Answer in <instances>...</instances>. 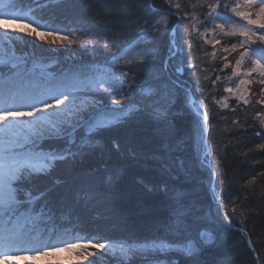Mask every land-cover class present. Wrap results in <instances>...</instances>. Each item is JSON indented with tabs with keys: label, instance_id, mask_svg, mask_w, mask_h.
<instances>
[{
	"label": "trees",
	"instance_id": "obj_1",
	"mask_svg": "<svg viewBox=\"0 0 264 264\" xmlns=\"http://www.w3.org/2000/svg\"><path fill=\"white\" fill-rule=\"evenodd\" d=\"M18 1L22 8L32 7L42 23L83 30L95 44L92 53L98 54L96 60L86 50L67 51L68 58L65 48L59 45L55 46L56 50L28 43L15 45L18 51L28 55L33 52L32 58L54 60L52 73L68 71L73 63L84 67L103 63L105 58L101 54L118 50L113 41L132 42L146 36L157 49L156 58L148 63L171 86L164 92L169 97L156 93L132 97L135 108L130 109L119 125L94 135L92 146L83 149L84 155L74 162L57 163L48 175L20 183V187L32 189L33 194L51 190L46 199L55 211L49 214L51 218L45 216L37 222L38 232L45 239L51 234L53 241L57 236L67 238L88 232L95 235L97 231L128 243L193 239L202 249L199 254L202 264H264V177H258L251 186L245 183L264 171V150L255 149L264 140L254 135L257 131L264 135L261 127L264 109L254 99L247 105L230 100L228 107L223 108L225 79L217 71L220 66L200 83L185 75L184 70L191 68L189 65L202 62L201 54L208 48L202 41H197L193 50L183 56L186 62L182 73L169 66L173 53L180 55V50L187 47V43L180 45L177 39L172 43L170 35L184 13L192 10V0H179L186 6L184 12L179 9L180 14L166 0ZM162 11L171 13L170 23L167 31L157 34L151 31V23ZM105 42L111 51L103 47ZM197 46L199 51L195 52ZM73 54L76 56L72 57ZM191 55L194 63L188 62ZM2 73L11 72L4 68ZM192 97L209 112V160L212 167L219 160L215 169L223 173L218 179L224 181V202L229 204V209L236 207L231 226L222 221L212 192L209 164L204 166L198 154L196 128L200 117L190 103ZM98 98L108 99L102 94ZM153 106H162V110ZM86 135L84 129L77 131V146ZM115 142L120 145L119 151L114 148ZM61 146L58 140L43 142L45 150ZM219 182L218 185L216 182L218 191ZM86 192H93L94 198L85 197ZM201 232L214 237L213 243L203 244ZM109 264L121 262L111 260ZM125 264L146 262L137 256ZM159 264H188V261L184 255L170 251L160 255Z\"/></svg>",
	"mask_w": 264,
	"mask_h": 264
},
{
	"label": "snow or ice",
	"instance_id": "obj_2",
	"mask_svg": "<svg viewBox=\"0 0 264 264\" xmlns=\"http://www.w3.org/2000/svg\"><path fill=\"white\" fill-rule=\"evenodd\" d=\"M170 6L175 9H181L179 2L173 3V0H166ZM22 7V5H21ZM208 12L204 20L199 23L204 24L209 21L213 22L214 27L206 28L205 32L211 31L215 35L225 37H240L238 44L230 45L232 52H238L237 59L233 67L234 76H248L257 73L264 78V0H243V3L229 4L228 0H214V3L207 4ZM5 9H17V0H0V38L5 41L12 39L10 33L20 32L27 35L38 37L42 41L49 40L52 44L60 43L72 45L77 41L71 39L73 33L66 29L53 28L51 25L39 21L31 20L26 14L22 15L20 9L15 12L4 11ZM224 12L225 15L220 13ZM171 13H165L159 19L151 23V31L162 34L168 30V16ZM187 16V13H184ZM5 17L12 18V22ZM236 18H239L238 20ZM195 20L196 18L193 17ZM19 20L21 23L16 24ZM223 21V22H221ZM147 24L148 22L145 21ZM32 24H36L33 27ZM188 25L184 28L187 31ZM193 30L196 25L193 24ZM40 29H45L41 31ZM67 32V34H63ZM148 35L147 32L144 33ZM203 37L204 33H200ZM81 45L92 43V41H79ZM116 48L112 52L111 59L119 61L121 54L131 46L128 40L116 43ZM138 43H146L141 40ZM206 43L215 45L219 44V40H206ZM104 48H109V44L105 42ZM170 51L171 48H170ZM225 52L229 49L225 48ZM149 55L147 49H143L137 59L144 61ZM175 55V53H173ZM215 52H213V56ZM256 56L258 59L253 60V67L240 72V67L245 57ZM15 57H9L7 53L0 56V73L4 68H8L14 76H21L19 65L12 63ZM226 59V58H225ZM126 64L133 61L125 60ZM195 67V65H189ZM229 65L226 63L225 67ZM16 70V71H13ZM177 72H182L183 68L178 67ZM129 73L122 72L120 78H127ZM207 79V77H205ZM220 77H217L219 80ZM264 84V79L259 81ZM7 83V82H5ZM100 90L105 93H113L120 91L119 88H113L111 85L105 86V83L96 82ZM213 84L216 80L212 81ZM251 80L241 79L237 84V89L242 85L251 84ZM75 86L65 84L64 82H50L44 88H27L13 89L4 87L0 89V264H11V261H18L23 264L26 260L37 261V264H45L42 258H48V264H96L98 255L111 253L113 256L117 254L121 258V264L130 261L132 258L139 256L146 264H159L161 254H166L173 249L185 256L188 264H202L199 254L202 251L197 246V240L188 239L185 242H168L166 239L159 241L152 240L144 244H134L124 241L116 242L113 239L103 235L100 231L96 234L88 232L86 235L79 234L60 238L51 239V234L45 239L36 229V224L43 217L49 216L55 211L47 201L48 192L40 191L36 195L32 189L20 187L22 181L31 182L33 178L48 175L55 168L57 163L75 161L78 156L84 155L83 149L92 146L94 135H98L105 129L117 126L124 117L128 115L123 111L127 97L121 95L119 99H111L108 105H103L100 101H96L92 105H85L76 102ZM226 92L232 93L239 101H243L245 105L249 101L241 92L234 91L228 87L224 89ZM264 91V89H262ZM227 97L224 98L225 103L222 107L227 108ZM264 104V100L259 101ZM219 103V101H217ZM115 107H112V106ZM203 107V111L201 108ZM195 111L200 117L198 128L201 140L207 144V133L209 131V112L202 104L194 105ZM236 121H233L235 123ZM261 127L264 128V120L261 121ZM84 129L87 134L83 138L80 146L76 145L75 134L78 130ZM257 137L264 140V135L257 131L254 133ZM61 141L62 146L45 150L43 142ZM119 143H114V148L119 151ZM76 148V151L72 149ZM255 149L264 150V143L255 145ZM246 154V153H245ZM211 156V152H206V158ZM219 160L215 162V167L219 166ZM223 173L212 171L213 183L212 192L218 202V210L222 213V221L227 225H232L233 217L236 213V207L233 205L229 209V204L224 202L223 193L224 181L220 179V190L217 192L215 186V178ZM258 177H264V171L253 175L250 180L245 183L247 186L254 185ZM167 190V186H165ZM264 194V193H262ZM85 197L94 198L93 192L84 193ZM44 201L43 203H39ZM39 203V208L37 204ZM231 211L232 215H229ZM49 218H51L49 216ZM180 218H177V224ZM67 231V230H66ZM80 231H85L81 229ZM55 233V229L52 230ZM200 241L203 244L210 245L214 241V237L210 234L208 239H204V232L200 234ZM69 255L65 257H57L56 253L65 252ZM31 252L32 255H28Z\"/></svg>",
	"mask_w": 264,
	"mask_h": 264
},
{
	"label": "rangeland",
	"instance_id": "obj_3",
	"mask_svg": "<svg viewBox=\"0 0 264 264\" xmlns=\"http://www.w3.org/2000/svg\"><path fill=\"white\" fill-rule=\"evenodd\" d=\"M38 1V0H34ZM179 2V0H173V3ZM229 4H233L236 2L243 3V0H228ZM214 3V0H192V10L190 13L183 18L180 19V21L174 25V31H171V40L172 43L176 41L177 43H180V45H184L187 43L186 48H182L180 50V55H173L170 57L169 60V66L173 68H183V64L186 62L183 56L193 50V48L196 46L197 41H202V43L208 48H204V54H201L200 59H202V62L200 64H196V66L190 69L184 70V73L187 77H191L197 82L206 81L210 77V72L214 70L217 66H220L217 68V71L222 75V77L225 79V88H232L234 91L241 92L244 94L245 98L249 101L248 104L252 103V99H254L257 103L260 104V106L264 109V104H261L259 101L264 100V84H261L259 81L262 78L257 73H253L250 77L248 76H234L233 75V67L236 64L237 59H239L238 52H232L230 45L233 43L239 42L241 39L240 37H225L222 35H215L211 31L205 32L206 28H212L214 27L213 22L209 21L207 23L201 24L199 21L204 20L205 15L208 12L207 4ZM181 4V3H180ZM172 7V6H171ZM173 10L176 11L177 14H180L181 11L186 10V6L181 5V11L179 9H175L172 7ZM17 9H20V12L22 15L26 14L28 17H30L29 21H25L24 23H28L31 20L39 21L41 24H44L40 21L37 15L34 14L32 7H26L22 8L20 7L19 1L17 0ZM17 9H5L4 11H11L15 12ZM168 13L166 11H162L159 16L156 19H159L162 14ZM221 15H225L224 12L220 13ZM182 17V16H181ZM193 17L196 19L194 20ZM5 19H9L10 22H12V18L5 17ZM155 19V20H156ZM237 20L239 18H236ZM168 20L170 23V15L168 16ZM223 22V21H221ZM16 24L21 23L19 20L15 21ZM187 24L188 30L186 31L184 28V25ZM193 24L196 25V30H193L192 26ZM50 25V24H49ZM33 27H36V24H32ZM53 28H60V29H66L64 26L60 25H51ZM169 26V25H168ZM162 30L163 26H161ZM172 28V30H173ZM178 28V30H177ZM41 31H45V29H40ZM68 30V29H66ZM2 31V30H0ZM73 33L72 36H70L71 39L76 40V43H73L72 45H68L66 42L65 44L61 45L60 43L52 44L50 39L46 41L40 40L36 36L27 35L25 33L20 32H14L10 33L12 39L10 41H5L2 38H0V56H3L4 53H7L9 57H15V59L12 60V63H17L19 65V71L22 73L21 76L17 77L12 74H7L8 76L2 77L0 75V89L4 87H10L15 89H27V88H44L48 86L50 82H64L65 84L74 85L75 86V95H76V102L77 103H83L85 105H92L96 101H100L103 105H108L109 101L111 99H119L121 95H124L127 97V101L124 104L123 111L129 112L130 109L135 108L134 102L132 97L137 96H143L147 94H153L156 93L160 96L169 97L168 92L164 93L166 90H168L171 86L169 82H167L163 76L159 74V71L155 68L154 65H152L151 62L152 59L156 58L157 49L155 46L150 42V39H147L146 36H140L137 39L133 40L131 42V46L126 50V52L121 54V59L119 61H113L111 59L112 53L106 52L103 56V63L95 62L90 63L88 67H84L82 65L77 64H71V67H69L68 71H64L59 74L52 73L50 68L54 65V60L51 59H43L41 57L34 56L31 57L32 53L29 55L23 51H18L15 48V45L17 44H32L37 47L40 46H47L50 49L56 50V45L62 46V48H65V52L67 53L71 51H89L91 55L93 56V59L96 60V56L98 54L92 53V51H95L96 49H92V47H95V44L92 43H86L81 45L79 41H91V36L83 31V30H69ZM200 33H204V36L202 37ZM67 34V32L63 33ZM145 41L146 43H138V41ZM206 40H219L220 43L215 45L213 47V44L206 43ZM228 48L229 51L225 52L224 49ZM147 49L149 52V55L146 56L143 62L139 61L137 57L140 55L141 50ZM186 49V50H185ZM178 50V47H177ZM199 51V47L195 49L196 51ZM213 52H215V55L213 56ZM76 53V52H75ZM28 56H27V55ZM108 55V56H106ZM66 57L70 58L68 53L65 55ZM73 56H76V54H73ZM71 57V58H72ZM192 57V55H191ZM102 58V57H98ZM226 58V59H225ZM97 59V60H98ZM192 59V60H191ZM188 59V62H193V57ZM258 59L256 56H250L245 57L244 61L240 67V72L243 73L245 70L253 67V60ZM125 60H131L133 63L126 64ZM194 63V62H193ZM228 64V67H225V64ZM262 64H264V60L261 61ZM193 65V64H191ZM16 71V70H13ZM122 72L129 73L127 78H120V80H117L116 77L120 75ZM207 77V79H205ZM222 78V79H223ZM223 79V80H224ZM241 79L245 80H251V84L242 85L240 89H237V84H239ZM104 82L105 86L111 85L114 89L119 88L120 91L113 92V93H105L102 90H100L97 86L96 82ZM7 82V83H5ZM164 93V94H161ZM104 96V99H99L98 96ZM225 97H227V104L230 102V100H235L239 104H244L243 101L237 100L235 96L232 95V93L225 91ZM224 97V98H225ZM138 98V97H137ZM191 102V100H190ZM127 103V104H126ZM222 105L225 103V100H222ZM196 104V99L193 97V103L192 105ZM127 105V106H126ZM136 106V105H135ZM112 107H115L114 105ZM137 107V106H136ZM152 108L157 110H162V106H153ZM224 108V107H223ZM264 112V111H263ZM264 120V114L263 119ZM196 141H197V149L198 154L200 155V160L206 166L210 160L209 157L206 158V152L210 151V146H205L204 141L201 140L200 134H199V128L197 126L196 128ZM213 165H208L209 167V174L212 178V171L213 169L216 171ZM218 185L219 179L218 176L215 178V185ZM213 183V178H212ZM220 183V182H219ZM216 185V190L218 191V186ZM84 236V235H83ZM209 235H205L204 239L207 240ZM110 238V237H109ZM116 242L124 241L120 239H114L111 238ZM133 243V242H132ZM137 245L144 244V243H134ZM172 251H176L173 249ZM177 252V251H176ZM28 255H32L31 252L28 253ZM69 255L67 251L56 253L55 256L57 257H65ZM45 261V264H48V258H42ZM96 259V264H109L112 260V262H118L121 261L120 256L117 254L116 256H113L111 253L98 255ZM129 262V261H126ZM7 264V262H5ZM11 264H19L18 261H11ZM23 264H37V261L32 260H26L23 262ZM55 264H59V261H55Z\"/></svg>",
	"mask_w": 264,
	"mask_h": 264
},
{
	"label": "water",
	"instance_id": "obj_4",
	"mask_svg": "<svg viewBox=\"0 0 264 264\" xmlns=\"http://www.w3.org/2000/svg\"><path fill=\"white\" fill-rule=\"evenodd\" d=\"M173 31H174V28H173L172 32H173ZM179 73H182V72H179ZM190 103H191V104L193 103V97L191 98V102H190ZM206 146H208V133H207V144H206ZM247 243H248L249 246H252L250 240H247Z\"/></svg>",
	"mask_w": 264,
	"mask_h": 264
}]
</instances>
